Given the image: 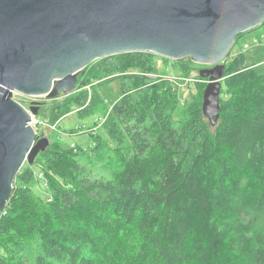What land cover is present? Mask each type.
<instances>
[{"label":"trees","instance_id":"trees-1","mask_svg":"<svg viewBox=\"0 0 264 264\" xmlns=\"http://www.w3.org/2000/svg\"><path fill=\"white\" fill-rule=\"evenodd\" d=\"M156 58L119 53L81 70L76 89L92 78L121 80L101 122L109 139L94 136L95 148L113 146L103 165L110 175L92 177L85 149L58 138L25 162L0 215V264H264V71L230 50L212 126L201 109L206 84L181 105ZM86 93L65 96L50 123L71 105L85 115L97 100Z\"/></svg>","mask_w":264,"mask_h":264},{"label":"water","instance_id":"water-1","mask_svg":"<svg viewBox=\"0 0 264 264\" xmlns=\"http://www.w3.org/2000/svg\"><path fill=\"white\" fill-rule=\"evenodd\" d=\"M264 22V0H0V215L26 162L50 144L14 93L57 98L81 70L119 53L150 52L208 65L201 109L219 118L224 60L237 36ZM31 112V113H30Z\"/></svg>","mask_w":264,"mask_h":264},{"label":"rangeland","instance_id":"rangeland-1","mask_svg":"<svg viewBox=\"0 0 264 264\" xmlns=\"http://www.w3.org/2000/svg\"><path fill=\"white\" fill-rule=\"evenodd\" d=\"M239 51H243L249 60L256 63L258 70L264 71V23L252 30L244 32L237 39V42L231 47V54ZM155 61L156 66L161 72L164 68H166L167 71L169 70L168 73H160L161 76H164L166 79H178L176 90L181 98L180 104L183 106H185L187 102L195 99L194 97L198 94V91L203 83L207 84V79H199V72L202 69L200 66L201 64H194V62L191 61L192 64L183 69L178 63L172 65L169 62L165 64V61L158 55ZM172 69L174 71H172ZM180 71H182V74H180ZM82 72L83 71L80 72L79 77L80 75L82 76ZM86 73L90 74L88 70ZM92 79L93 81L91 84L83 82V88L76 89L73 93L75 94V92H78L81 89L86 90V100H90V98L95 96L94 93H96L97 100H95L94 106L91 108L89 107V110L87 101V104H84L80 107V109L87 106L86 109L89 111H84L85 115H80L76 112V109L78 108L75 107V105H71V108H73L74 111L62 116L57 125H52L49 121L51 111L54 106L56 107L63 101L65 96L70 94L60 95L59 97L53 99H47L43 96L27 97L18 93L14 94V99L24 106L28 105L29 102L31 103L33 100L41 102L39 108L41 110L38 117L47 122H43L42 120L40 121L39 130L44 131L43 136L48 137L50 143L58 138L64 147L78 145L84 148L85 152L81 155V163L89 171L90 175L92 177L107 178L110 175L109 172L112 166L105 167L103 165L108 159L114 157V154L111 151V147L113 146L111 142L107 140L108 147L100 149L95 148L96 141L94 136L98 134L103 139H109L106 131L101 126V122L106 114H109L111 105L120 94L121 80L120 78L112 79L108 76ZM33 168L36 172L38 171L36 166H33ZM33 188L42 196L46 194L45 187L42 185V181L39 178H36L34 181Z\"/></svg>","mask_w":264,"mask_h":264},{"label":"built area","instance_id":"built-area-1","mask_svg":"<svg viewBox=\"0 0 264 264\" xmlns=\"http://www.w3.org/2000/svg\"><path fill=\"white\" fill-rule=\"evenodd\" d=\"M246 46V45H245ZM169 80L174 84V85H178V79H175V78H169ZM14 94H18V93H14ZM29 105H30V102L28 105H26L25 107L28 109L29 108ZM31 113V112H30ZM40 121L38 116H35L31 113V121H30V124L35 128V130H37V127H39L40 125Z\"/></svg>","mask_w":264,"mask_h":264},{"label":"flooded vegetation","instance_id":"flooded-vegetation-1","mask_svg":"<svg viewBox=\"0 0 264 264\" xmlns=\"http://www.w3.org/2000/svg\"><path fill=\"white\" fill-rule=\"evenodd\" d=\"M201 66V68H206V67H208V65H200ZM39 102V101H38ZM39 103H41V102H39Z\"/></svg>","mask_w":264,"mask_h":264}]
</instances>
